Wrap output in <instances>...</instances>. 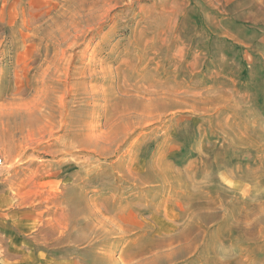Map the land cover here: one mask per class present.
I'll use <instances>...</instances> for the list:
<instances>
[{
    "label": "rangeland",
    "instance_id": "374dc122",
    "mask_svg": "<svg viewBox=\"0 0 264 264\" xmlns=\"http://www.w3.org/2000/svg\"><path fill=\"white\" fill-rule=\"evenodd\" d=\"M0 157V264H264V0H0Z\"/></svg>",
    "mask_w": 264,
    "mask_h": 264
},
{
    "label": "bare ground",
    "instance_id": "6f19581e",
    "mask_svg": "<svg viewBox=\"0 0 264 264\" xmlns=\"http://www.w3.org/2000/svg\"><path fill=\"white\" fill-rule=\"evenodd\" d=\"M62 102V101H61ZM15 111L17 110H20V108H18V107H15V108H13ZM12 111V110H11ZM23 112V111H22ZM7 115H6V108H3V109H1V117L2 118H4V117H6ZM30 119H31V117H28V119L26 118V121H27V123L29 124V125H31V122H30ZM5 121V120H4ZM31 121H34V120H32L31 119ZM23 125H26L25 123H20V125L19 126H17V129L21 132V130H22V127H23ZM13 130V129H12ZM14 131V130H13ZM12 131V132H13ZM19 135V134H18ZM59 141V140H58ZM8 231V230H7ZM4 232H6V228H4ZM7 233V232H6ZM3 234V233H2ZM11 236V235H10Z\"/></svg>",
    "mask_w": 264,
    "mask_h": 264
},
{
    "label": "crops",
    "instance_id": "0c3cea01",
    "mask_svg": "<svg viewBox=\"0 0 264 264\" xmlns=\"http://www.w3.org/2000/svg\"><path fill=\"white\" fill-rule=\"evenodd\" d=\"M5 226H6V232H4V228H5ZM8 230V231H7ZM9 231H11V227H8L6 224L4 225L3 224V226H2V232H3V236H4V238H5V235H7V234H9V233H11V232H9ZM2 246V245H1Z\"/></svg>",
    "mask_w": 264,
    "mask_h": 264
},
{
    "label": "built area",
    "instance_id": "2783aa9c",
    "mask_svg": "<svg viewBox=\"0 0 264 264\" xmlns=\"http://www.w3.org/2000/svg\"><path fill=\"white\" fill-rule=\"evenodd\" d=\"M2 166H3V159L0 157V170H1Z\"/></svg>",
    "mask_w": 264,
    "mask_h": 264
}]
</instances>
